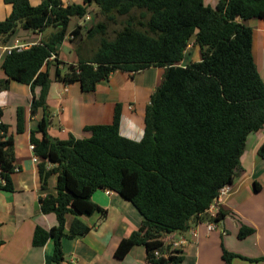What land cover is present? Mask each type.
Listing matches in <instances>:
<instances>
[{
  "label": "trees",
  "instance_id": "1",
  "mask_svg": "<svg viewBox=\"0 0 264 264\" xmlns=\"http://www.w3.org/2000/svg\"><path fill=\"white\" fill-rule=\"evenodd\" d=\"M82 1L84 5L62 0L33 5L30 0H5L12 11L0 20L3 43L19 29L53 28V32L28 49L5 56L2 68L7 78L0 80L2 88L11 81L28 85L32 112L45 108L51 86L49 59L58 58L59 46L69 36L81 41L83 32L89 39L98 38L99 45L92 57H81L76 64L55 61L68 68L64 75L56 72L65 84L78 82L84 92H94L117 71L133 74L151 67L165 68L164 79L146 108L140 141L121 135V105L116 106L111 124L85 127L91 132L89 138L52 137L48 119L39 131L41 138L31 132L42 188L47 189L49 178L57 176L56 194L40 198L41 211L54 213L58 223L50 230L38 226L33 245L44 246L53 239V261L62 264V240L90 231L79 216L101 212L106 217L92 196L97 190H109L131 202L145 220L141 230L119 243L115 256L123 259L141 245L151 264H180L182 256L155 255L157 250L162 254L168 250L164 236L188 231L206 220L224 219L223 212L209 218L208 209L220 189L231 186L242 170L248 136L264 127V81L253 57V30L242 22L264 20V0H221L215 8L205 0ZM92 5L97 7L93 24L69 31L72 18H87ZM119 18H124L122 27L110 37L109 24H117ZM192 41L201 49V60L180 66ZM23 130L19 108L17 132ZM258 154L264 158V143ZM16 170L14 139L1 121L0 178L5 183H0V190H13ZM68 215L74 216L70 234L65 233ZM254 231L241 225L238 237L244 239ZM235 257L223 251L227 264Z\"/></svg>",
  "mask_w": 264,
  "mask_h": 264
},
{
  "label": "crops",
  "instance_id": "2",
  "mask_svg": "<svg viewBox=\"0 0 264 264\" xmlns=\"http://www.w3.org/2000/svg\"><path fill=\"white\" fill-rule=\"evenodd\" d=\"M42 1L30 0L33 5ZM62 1L64 4L84 5L82 0ZM220 1L205 0V4L215 8ZM92 8H96L97 12V7L92 5L89 10ZM11 11L12 5L0 0V20L4 21ZM75 19V27L81 25L79 19ZM87 20L91 21V17ZM242 22L253 30V57L264 81V20L254 18ZM52 32L48 29L43 32L19 29L6 43L1 37L0 47L12 46L17 40L31 47ZM71 41L77 40L67 39L59 46L58 58L49 59L47 66L51 86L45 108L39 107L32 112L33 95L28 85L11 81L7 89L0 86L1 121L8 125L9 134L14 139L17 167L12 174L13 190H0V264H55L53 239H49L44 246L33 245L34 231L38 226L50 230L58 223L54 213L43 214L41 211L40 198L56 194L57 176L49 178L47 189L42 188L38 170L40 158L38 162L33 161L37 155L31 148V132L35 131L37 137L41 138L39 131L44 120L48 119V133L52 137L61 140L68 139L70 135L77 139L89 138L91 132L85 131V127L111 124L116 106L121 105V135L140 141L144 135L146 108L164 79L165 68L160 67L133 74L117 71L108 80L100 82L94 92H84L78 82L65 84L56 76L58 69L62 75L65 74L63 63L76 64L79 61L80 53L78 55L77 51L71 59L66 56V53L72 54L73 49H76ZM6 55L0 50V80L7 78L2 68ZM185 57L187 64L201 60V49L194 41L187 48L180 66L187 65L184 63ZM57 59L63 63L58 65L55 63ZM40 92L41 89L37 87V97ZM19 108L23 109L24 117L22 133L17 132ZM263 143L264 127L248 136L241 157L242 170L237 173L228 194L215 204L212 211L207 212L209 218H215L219 212H223L224 219L218 222L206 220L192 225L191 229L197 231L196 238L191 236L189 230L164 236L165 239L182 236L189 239V244L181 250L183 261L180 264H227L222 258L224 250L236 255L231 264H264V158L258 154ZM256 183L260 187L258 193H255ZM92 201L107 215L103 218L101 212H96L78 217L90 231L83 236L62 240L65 258L62 264H70L73 260L75 264H151L146 248L141 245L132 248L123 259L115 256L119 243L144 226V217L135 206L117 192L109 190H97ZM73 220V215L67 216L66 234H70ZM208 223L215 225L211 232L207 230ZM241 225L253 228L254 233L239 239Z\"/></svg>",
  "mask_w": 264,
  "mask_h": 264
},
{
  "label": "built area",
  "instance_id": "3",
  "mask_svg": "<svg viewBox=\"0 0 264 264\" xmlns=\"http://www.w3.org/2000/svg\"><path fill=\"white\" fill-rule=\"evenodd\" d=\"M90 17L87 16V19H89ZM30 47V44H25V43H21L20 41H16L14 43V45L9 46V47H4L1 48L0 50L3 51V53H7L10 54L13 50H16L18 52L23 51L25 49H28ZM0 123H1V119H0ZM32 149H34V146L31 147ZM34 162H38L39 161V157L38 156H34L33 158ZM0 183L4 184L5 182L0 178ZM230 191V186H224L220 189L219 191V196L218 198L210 205L208 211H212L215 207V204L224 196H226L228 194V192ZM215 225L213 223H208L207 224V230L209 232H211L214 229ZM190 234L192 237L196 238L197 235V231H195L194 229H190ZM165 245L168 247V250L166 251L165 254H162L159 250L155 251V255L157 257H161V256H177L180 257L181 256V250L187 246L189 244V239L187 237H180L177 239H173V238H169V239H165L163 238ZM70 264H75V260H73Z\"/></svg>",
  "mask_w": 264,
  "mask_h": 264
},
{
  "label": "rangeland",
  "instance_id": "4",
  "mask_svg": "<svg viewBox=\"0 0 264 264\" xmlns=\"http://www.w3.org/2000/svg\"><path fill=\"white\" fill-rule=\"evenodd\" d=\"M93 7H96V6L93 5ZM95 11H96V8H92V10H89L91 21H88L86 18H83L81 20L79 19L78 21H80L81 25H85L86 27L91 26L93 24V22L95 21L93 19L94 15L96 13ZM122 20H124V18H119L117 24H113V23L109 24V36L110 37L113 36V31L119 30L122 27L121 26ZM76 22H77L76 19L72 18L71 23L69 24V30H72L75 27ZM48 30L51 31V30H53V28H49ZM85 35H86L85 32H83V36H82L81 41H80V39H78L77 41H74V42L71 41L73 44L76 45V49L75 48L73 49L72 54L66 53V56L68 58L71 59L72 57H74L75 56L74 52L76 53V51L78 52V55L80 53V55L83 58L87 59V58L92 57L93 53L96 51V49L99 45V40H98V38L89 39ZM69 39H70V36H69ZM80 55H79V58H81ZM184 63L185 64L188 63L187 57H185ZM67 71H68V68H67V66H65L63 69V72L66 73ZM255 191H256L255 193H258L257 190H255Z\"/></svg>",
  "mask_w": 264,
  "mask_h": 264
}]
</instances>
